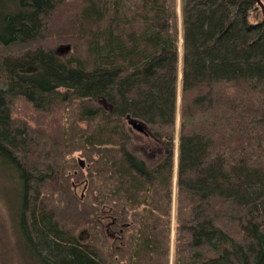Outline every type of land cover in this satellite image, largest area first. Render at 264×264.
<instances>
[{"label":"trees","instance_id":"1","mask_svg":"<svg viewBox=\"0 0 264 264\" xmlns=\"http://www.w3.org/2000/svg\"><path fill=\"white\" fill-rule=\"evenodd\" d=\"M181 15L179 0H0V158L42 264H264V15L258 0Z\"/></svg>","mask_w":264,"mask_h":264},{"label":"rangeland","instance_id":"2","mask_svg":"<svg viewBox=\"0 0 264 264\" xmlns=\"http://www.w3.org/2000/svg\"><path fill=\"white\" fill-rule=\"evenodd\" d=\"M179 16L181 17L182 21V15H181V0H179ZM181 25V22H180ZM182 31V26H181ZM53 44L50 45L51 48H53L54 51L58 50V48L61 45L64 44H58V41L53 40ZM49 46V47H50ZM181 51H182V41H181ZM181 59H182V53H181ZM182 71V61L180 64V74ZM180 82H179V97H178V113H177V122H176V148H175V168H174V186L176 189V180H177V162H178V134H179V127H180V114H179V106H180ZM63 92V91H62ZM61 98H58V102L63 101L64 96H59ZM26 104L25 108L23 104H19L18 108L19 113L21 110H26L27 113L25 115L21 116V119L24 120L25 118L30 119L32 114L37 113V110H35L34 106L24 102ZM92 106V104H90ZM27 108V109H26ZM37 115V114H36ZM35 115V116H36ZM34 116V117H35ZM33 117V118H34ZM24 118V119H23ZM31 122L33 127H36V129H43L41 125L36 124L33 120H28ZM127 124L128 130L131 132V138L133 140L132 143L135 146V148L138 150H141L143 147L148 148L149 146L147 144L148 138L147 136L137 131L131 124ZM45 128V127H44ZM152 144V143H151ZM81 153L78 152L75 154L76 157H81ZM9 167L6 160L3 158H0V264H42L39 261V258L36 257L35 253L28 247L25 237L23 235L22 229H21V213H22V187H21V181L19 180V176L17 172ZM77 186V191L79 196H84L86 192V188L83 186V184H75ZM175 209V202L173 205ZM106 223H108V220L106 219ZM173 229L176 227L175 222V212L173 211ZM174 230L173 234L171 236L172 243L171 245L174 246ZM82 240L85 242L88 240L86 234H81ZM110 243L112 244L113 239L109 238ZM172 264V263H171Z\"/></svg>","mask_w":264,"mask_h":264},{"label":"water","instance_id":"3","mask_svg":"<svg viewBox=\"0 0 264 264\" xmlns=\"http://www.w3.org/2000/svg\"><path fill=\"white\" fill-rule=\"evenodd\" d=\"M259 6L262 9L263 15H264V4L261 0H258ZM66 51L70 50V46L65 47ZM129 124H131L137 131L142 132L144 134H147L146 126L142 122L129 118ZM84 162L81 161L80 165L83 166Z\"/></svg>","mask_w":264,"mask_h":264},{"label":"flooded vegetation","instance_id":"4","mask_svg":"<svg viewBox=\"0 0 264 264\" xmlns=\"http://www.w3.org/2000/svg\"><path fill=\"white\" fill-rule=\"evenodd\" d=\"M146 136L148 135V134H145Z\"/></svg>","mask_w":264,"mask_h":264}]
</instances>
